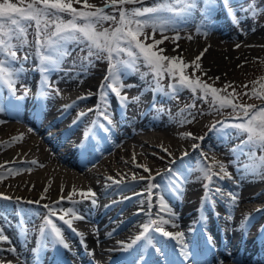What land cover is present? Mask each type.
Listing matches in <instances>:
<instances>
[{"label":"bare ground","instance_id":"bare-ground-1","mask_svg":"<svg viewBox=\"0 0 264 264\" xmlns=\"http://www.w3.org/2000/svg\"><path fill=\"white\" fill-rule=\"evenodd\" d=\"M238 3L239 0H231L230 5L237 7ZM199 4L203 12L198 11V17H202V25H206L203 29L215 36L208 42L193 39L186 46L176 44L172 51L189 61L200 56L197 63L204 72L224 80H234L237 77L235 70L240 65L264 56V27L255 29L251 25V12L245 13L240 23L248 36L240 35L238 40H245L247 44L245 48L237 49V45H240L236 44L238 37L227 30L229 26H225L230 22L229 7L217 0L216 7L205 16L203 0ZM217 33L224 39H219ZM36 73L35 70L20 72L16 84L21 85L24 81L28 84L23 94L16 92V95L24 96V99L15 101L17 108L8 107L0 111V121H3L0 123V136H6L5 144L14 145L24 141L15 150L0 156V165L3 166L0 167V175L3 176L0 179V226L10 239V243L0 242V264H189V260L181 254L183 245H187L193 253L191 264H217L218 260H223L224 264H234V258H238L239 264H264V235L260 232L264 226V178L248 171L234 182L213 175L211 182H205L209 184L208 190L205 184L198 185L203 182L199 166H211L200 148L210 150L207 155L211 159H214L211 152L218 148L217 144L211 142L212 133L203 139H196L195 142L199 143L197 147L189 148L190 152L181 154L179 160L169 162L162 172L151 176L153 179L143 174L135 177L134 185L130 182L116 188L119 182L114 181L127 176L130 169L145 171L148 158L162 160L158 153L147 150V147H153L155 142H166L168 146L164 152L168 154L175 138L183 134L171 129L168 121L149 122L142 118L132 125L129 132L124 133L120 127L108 124L99 112L89 111L96 108L95 104L100 99L98 90L105 80H81L83 86H78L74 79L53 72L67 90L76 89L77 94H84L87 90L94 92L85 94L86 99H80L84 95H73L74 91L58 92V97L54 98L46 96V92L41 90L43 76L36 79ZM134 79L145 94L147 89L144 82L138 77ZM0 94L7 103L10 96L8 87L0 84ZM125 95L126 92L121 93V96ZM113 99L114 93L107 92L106 111L109 115L119 109L110 105ZM152 100L147 108L151 107ZM66 105L70 107L65 109ZM53 109H60L59 113L63 110L66 118L70 116L77 122L68 129L64 128L53 120L59 116L58 112L52 120L49 119ZM104 111L105 102H100V112ZM81 112L86 115L77 119ZM6 117H13L15 124L4 126ZM85 119L90 122L83 129L81 122ZM204 128L202 126L200 130ZM78 130L82 133L77 138L72 139V134L68 135ZM159 132L164 136H160ZM82 142H85L83 148L80 147ZM178 149L175 148L176 153ZM139 150L142 151L140 154ZM193 157V166L197 167L194 172L185 165L181 166L183 188L175 187L172 179L164 178L180 166L182 160ZM18 158L20 163L14 160ZM213 164L220 171L216 161ZM216 182L217 187L211 185ZM253 183L260 187L253 190ZM149 184L155 185L150 193L147 191ZM168 187L173 189L168 192ZM216 188L221 191L215 192ZM89 189L95 194L94 197ZM85 192H89L91 199L65 206L69 197ZM229 193L237 194V199L233 201ZM160 197L167 205L165 210L160 207ZM44 205L56 209V215L50 217ZM69 208L84 219H73L72 214L67 212ZM111 210L114 212L108 216ZM60 215L73 220L72 228L58 219ZM49 218L61 228L69 248L59 243L53 244L54 234H50V225L41 235L40 229ZM158 218L169 220L167 225H163L165 230L177 226L178 230L171 232H182V240L166 237L150 228L149 235L159 252L153 247H145L143 238L131 248L122 249L118 242L130 243L141 234L143 224L149 219ZM185 220L188 221L185 223ZM173 224L176 226L173 227ZM38 243H46L47 247L34 252ZM9 248H15V252H9ZM138 257L142 259L138 260Z\"/></svg>","mask_w":264,"mask_h":264},{"label":"snow or ice","instance_id":"snow-or-ice-1","mask_svg":"<svg viewBox=\"0 0 264 264\" xmlns=\"http://www.w3.org/2000/svg\"><path fill=\"white\" fill-rule=\"evenodd\" d=\"M24 3V0H20ZM141 0H106L105 8H95V5L88 3V0H83V5L85 9L95 8V11L88 10H77L73 7V0H31L27 3L26 7H18L16 3L12 0H0V83L6 84L10 93L7 103L0 94V111L6 110L8 107L17 108L18 105L15 101L24 99V96H17L15 84L19 79L21 70L15 67V62L18 59V51L24 48L28 41V29L33 26L35 27V44L40 60V65L38 70L43 74V79L45 82V87H50L47 81V75L50 72L59 70V66L68 52L66 50V44L68 42H78L86 43L88 48V58L95 57L96 59L104 58L103 54L107 53V60L110 62L108 75L105 77V81L101 83L98 90L100 99L96 105L95 109H89V111H97L104 116V119L111 124L110 115L106 111V89L110 88L111 91L120 98L121 101L127 103V97L121 96V89L125 87L122 82H120V73L125 75L129 71H138V63L142 60L144 65L150 68L153 74L154 84L156 90L163 92L160 86V80L162 79L164 73H167L174 80L177 75L179 77L178 82L170 85L172 89V95L174 96L181 87H186L190 89L193 93L200 89L204 98L206 99L209 93L213 96L214 103H218L219 107L222 109L224 107H232L233 112L237 113V117L241 122L234 123L231 125H226L221 122V127L230 126L238 130V134H247V139L243 141V146L249 147L251 149H258L264 152V106L257 107L256 105H236L227 96H221L218 93L221 89H216L202 82L199 77L190 78L185 74V69L188 67H193L194 70H199L201 65L197 63L201 59L197 56L190 64L185 63L181 56H166L162 55L165 51L160 49L159 52L154 51V47L162 44L163 40H154L152 44H146L140 37L143 35L146 41L149 37L145 33L144 29L151 27L153 30V37L157 31H179L176 27L175 17L162 16L160 13L163 12H175V9L171 7L169 0H155V6L153 7H142L133 8L131 10H126L123 8L125 4L137 3ZM174 3L183 4L184 7L176 12V16H189L191 15V9H193L198 0H173ZM204 2V15L208 16L210 12L216 7L217 0H203ZM221 3H229V0H220ZM75 3H81V0H75ZM119 4L121 8L119 9V19L115 15L107 14L105 9L109 6L115 8ZM252 8V16L257 15L254 3L250 5ZM230 14L235 16V12L232 9H228ZM242 11H248L249 9H241ZM260 11H264L261 9ZM61 13H67L71 16V19L64 21L61 17ZM153 14V15H146ZM139 17H144L139 19ZM83 20V23H77V20ZM106 21H112L116 26L113 29H102L98 30L97 26L103 25ZM239 23V21H236ZM54 25V31L50 29ZM201 27H206V25H201ZM167 39V37H164ZM178 38V37H177ZM239 47V45H237ZM133 49H138L134 51ZM47 52V54H45ZM122 53H126L128 59H120ZM115 55L116 61L112 63L113 56ZM27 54H25L24 59L26 60ZM167 62V63H165ZM91 64L92 61L90 60ZM117 65L120 67L117 68ZM216 79H219L217 77ZM264 79V78H262ZM119 83V86H116ZM230 85H226V88ZM260 87L264 89V83H261ZM59 92V90H56ZM235 91V90H234ZM91 95V94H88ZM253 95L257 98L264 97V92L257 93L253 91ZM86 96L80 97V99H86ZM100 102H105V111L100 112ZM194 106V105H193ZM67 109L68 105L64 106ZM239 108V112L237 109ZM86 115V113H79L78 118ZM77 121L74 120L73 124ZM187 121H182V123ZM3 123V121H0ZM88 133H85V141L87 139ZM184 136H192L191 133H185ZM194 139H203L202 137H193ZM80 147H85V142H82ZM197 147V145H193ZM165 151H167L165 149ZM238 149H233V153L238 154ZM169 155H171L169 153ZM184 155H187L185 152ZM250 157V162L245 164V171H250L253 175H264V155L257 156L254 151L248 153ZM219 165L220 172L212 173L211 168L215 165L209 166L204 164L199 170L202 172V179L209 182L212 181L213 175L218 176L220 179L228 178L232 179L231 174L227 172L226 166L222 163L216 162ZM0 167H3L0 165ZM145 171H150L145 167ZM3 176L0 175V179ZM108 179H112L109 177ZM135 179V176H133ZM144 179V177H141ZM148 179H153L149 176ZM181 178H177L176 183L180 182ZM118 183L119 181H114ZM155 185L149 184L147 186V191L151 192V189ZM205 189H209V184L204 185ZM75 192V190H73ZM221 190L219 188L215 189V192L219 193ZM91 193V190L89 189ZM94 197V193H91ZM83 195V194H82ZM229 196L233 201L237 199V194L229 193ZM4 199H11V197H3ZM207 198V191L205 194ZM63 199V197H61ZM71 199V197H69ZM130 199V197H129ZM161 209H167V205L163 202V197H160ZM93 204L96 201L93 199ZM143 203V201H142ZM45 208L49 210V216L56 215V209L50 208L48 205H44ZM151 207V205H149ZM68 213L72 214L73 219L83 220L82 215H77L72 208L67 209ZM60 221H63L65 225L72 228L73 220L66 219L64 215L58 217ZM169 220L167 219H149V221L142 225L143 231L140 235H137L133 241L130 243L118 242L121 244L122 249L126 250L131 248L137 241L142 238L145 241V247H153L155 245L149 235L150 228L155 232H160L166 237L180 238L182 240L183 233L177 232L172 233L166 231L163 225H167ZM50 225V234L53 235V244L59 243L63 245L64 248H69V245L65 243L64 237L62 235V230L57 226L52 219H47L45 224L41 227L40 232L43 235L45 228ZM173 227L176 225L173 224ZM261 235H264V226L260 229ZM26 235V233H25ZM83 235V233H81ZM211 240V237H209ZM0 242L10 243V239L4 234L3 227L0 226ZM47 247L46 243H38V248L33 249L34 252H38L40 248ZM86 247V245H85ZM157 252L160 251L159 248H155ZM9 252H15V248H9ZM182 256L189 260L191 264V258L193 253L188 250L187 245H183L181 248ZM231 255V254H229ZM141 260L142 257H138ZM6 264H11V262H6ZM217 264H224L223 260H218ZM234 264H239L238 258H234Z\"/></svg>","mask_w":264,"mask_h":264},{"label":"rangeland","instance_id":"rangeland-1","mask_svg":"<svg viewBox=\"0 0 264 264\" xmlns=\"http://www.w3.org/2000/svg\"><path fill=\"white\" fill-rule=\"evenodd\" d=\"M200 1L202 0H198L196 6L191 9V15L185 17L183 15L176 16V12H179L180 9L184 7V5L174 3L173 0H169L171 7L175 9V12H163L160 13V15L175 17L176 27L179 29V31H157L153 37V30L151 27H148L144 29V31L149 38L145 41L144 36L142 35L140 39L146 44H152L154 40H163V43L155 46L153 50L159 52L160 49H164L165 51L162 53V55L170 57L180 55L174 54L172 51L176 44L186 46L193 39L208 42L215 35L201 27L203 18L198 17V11L203 12V8L199 4ZM12 2L16 3L18 7H26L27 3H30L31 0H24V3H21L20 0H12ZM88 3L91 5H95V8H105L106 0H88ZM230 3L231 0H229V3H227L226 5L227 7H229V9H232L235 12V16L233 17V15H231L230 22L228 23L229 25L226 24L225 26H229V29L227 30H231V33L234 34L235 37H238L237 40L239 39L240 35L244 37L248 36V32L240 23V19L245 13L250 14V12H252V8L250 7V5L253 3L255 5L257 15L255 17H253L252 15L250 16V18L252 19L251 25L255 29L264 27V11H260L261 9H264V0H239L237 7L236 5H230ZM153 6H155V0H141V2L125 4L123 8L126 10H131L133 8ZM73 7L77 10L95 11V8L85 9L83 0H81V3H75V0H73ZM120 8L121 6L117 4L115 8L109 6L105 9V11L107 14L115 15L118 20ZM197 8H200V10H198ZM241 9L249 10L242 11ZM60 15L64 21L71 19V16L67 13H61ZM143 18L144 17H139V19ZM236 21H239V23H236ZM77 23H83V20H77ZM115 26L116 25L112 21H106L103 23L102 27L98 25L97 29H113ZM50 31H54V25L50 29ZM34 32L35 27L33 24V26L28 29L27 45L24 48L20 49L17 53L18 59L15 62V67L18 70H23L26 72L29 70H35L37 73L34 75V77L36 79H39L41 78V75L43 76V74L38 70L40 60L35 44ZM216 36L221 40L224 39L220 33H217ZM164 37H167V39H165ZM236 42V44H240L237 49H240L241 47L245 48L244 46L247 44L245 40H238ZM66 50L68 52V55H66L62 60L59 66V70L54 72L67 76L72 80L74 79L75 82L78 83V86H83V83L80 82L81 80H90L92 78H94L95 80H105V77L108 75L110 66V62L106 58L107 53H104V58L101 59H96L95 57L88 58V48L86 43L78 42H68L66 44ZM133 50L138 52V49ZM25 54H27L28 57L26 60L24 59ZM45 54H47V52H45ZM181 57L185 63L190 64L193 61H189L187 58H185V56ZM120 59H128L127 54L122 53ZM90 60L92 61L91 64L89 63ZM115 61L116 57L114 55L112 63H115ZM119 67L120 66L117 65V68ZM137 67L139 69L138 71H129L126 75L122 72L120 73V82H122L123 85L126 86V88L124 87L121 89V93L126 92L125 96L127 97V103L121 101L120 104L122 105V108L118 109V111L115 112L117 117L115 118V116L113 115L110 116L111 121H114L115 119L116 121H118L116 124H114V126L116 128L120 127L124 133H127L130 131L132 125H134L141 118L144 121L149 122L156 121L158 123H163L168 121L170 122L171 129H174L176 132L182 134L191 133L192 136L182 135L181 137L175 138L173 148L169 152L171 155L164 152V149H166L168 146L166 142H155L156 144L153 145V147H147V150L153 153H158L162 157V160L158 161L153 158H148V164L146 168L150 171L146 172L143 170L130 169V171H127V176L122 177V179L119 180V186H117L116 188H119L123 185H129L131 184L130 182H132L131 185H134L133 182L136 180V178L133 179V176L137 177L146 174V176L149 177L159 174L163 171V169L167 168L169 162L177 159L179 160L181 154H184L185 152L189 153V148L193 147V145L199 144L195 142L196 139H194L193 137L205 138L210 133H212L211 142L218 145V148L211 152L214 155V159H211L207 155V152H210V150L201 147V153L211 166L214 165L213 163L215 161H219L220 163L224 164L226 166L227 172L231 174L232 179H228L230 182L237 181L238 177L243 172H248L245 171V164L250 162V157L248 155L250 151H254L257 156L264 155V152L258 149H251L249 147L243 146V141L247 139L246 133L240 135L238 134V130L233 127H221V122L225 123L226 125L241 122L239 117H237V113L233 112L232 107L229 106L221 109L218 103L213 102L214 98L211 93H209V95L205 99L204 94L200 89H197V91L193 93L190 89L181 87L179 91L173 96L170 85L178 82V75L174 80L167 73H164L162 79L160 80V86L162 87L163 92H159L156 90L153 74L151 73L150 68L146 67L142 60L138 63ZM235 71L237 77L231 81L224 80V78L220 77L219 79H216L217 77L207 74L201 68L199 70H194L193 67H188L185 69V74L193 79L199 77L202 82L207 83L211 87L221 89L218 94L221 96H227L236 105L252 104L256 105L257 107L264 106V97L257 98V96L253 95V91L257 93L264 92V89L260 87L261 83H264V79H262L264 78V56L240 65ZM134 77H138L144 82L147 89V92H145V94H143L140 88L137 87V82L135 81ZM42 81L43 82L40 83V88L43 92H46V96L57 98V89L61 93L74 91L75 93L73 92V95L77 96V90H67L66 88H64L62 86L63 84H61L58 78L53 75V72H50L47 75V81L49 82L50 87H45L44 79H42ZM15 85L17 90L20 89V84L17 83ZM226 85H230V87L226 88ZM3 86L7 85L3 84ZM116 86H119V83ZM106 91L110 92L111 89L108 88L106 89ZM87 92L89 93V90H87ZM92 93L94 92L92 91ZM117 99L118 97L114 94V99L110 103V105L114 109L115 107H117L119 101H117ZM151 100V107L148 109L147 105H149ZM237 112H239V108L237 109ZM75 116L76 115H73V117ZM182 121L187 122L182 123ZM89 122L90 120L87 122V119L82 121V128L85 129V127L89 125ZM7 123L4 126H13L15 124L14 122L8 124ZM202 126H205V128L201 131L200 128ZM223 133L225 135H223ZM158 134L160 136H164L162 132H159ZM2 138L4 139L6 138V136L1 135L0 139ZM130 144L132 145L133 143L130 142ZM178 147V153H176L175 148ZM15 149V145L8 146L7 148V150L9 151ZM233 149H238V154L234 155ZM141 152L142 151L139 150V154ZM3 153H5V151H0V156ZM194 162V157L191 159L189 158L187 160H182L180 166H177L174 170H171V172L166 175L167 177L165 176L164 178L172 179V181L175 183V187L183 188L182 184L184 183V177L182 176L183 170L181 169V166L185 165L188 169H191V172H194V170L197 169V167L193 166ZM139 163L140 165H143L142 161H139ZM215 166L211 168L212 173H219L220 171H217L215 169ZM200 168L201 167L199 166V169ZM258 176L264 178V175ZM178 177L181 179L179 183H176L175 181ZM202 180L203 182L198 183V185L205 184L206 180ZM157 185L160 186L158 183ZM211 185L217 187V182L216 184ZM251 185V188H253V190L260 187V185L256 186L255 183ZM171 189L173 188L168 187L167 191L169 192ZM82 194H80L79 197L75 195L72 196L71 199L68 198L66 200L65 206L71 205L75 202H86V199H82L85 193L83 195ZM158 203L160 202L158 201ZM187 221L188 220H185V223ZM168 230L170 232H173L177 231L178 228L176 226L175 228H169ZM122 235H125V233H123Z\"/></svg>","mask_w":264,"mask_h":264}]
</instances>
